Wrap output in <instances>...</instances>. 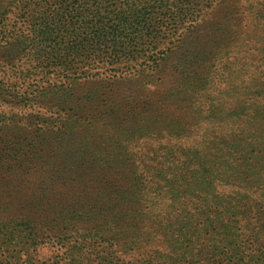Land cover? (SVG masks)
<instances>
[{"label": "trees", "instance_id": "16d2710c", "mask_svg": "<svg viewBox=\"0 0 264 264\" xmlns=\"http://www.w3.org/2000/svg\"><path fill=\"white\" fill-rule=\"evenodd\" d=\"M25 7L34 67L112 74L0 127V264H264V0Z\"/></svg>", "mask_w": 264, "mask_h": 264}, {"label": "rangeland", "instance_id": "374dc122", "mask_svg": "<svg viewBox=\"0 0 264 264\" xmlns=\"http://www.w3.org/2000/svg\"><path fill=\"white\" fill-rule=\"evenodd\" d=\"M24 1L0 0V127L5 131H9L7 125L13 123L26 125L33 115H47V108L50 106L56 109L54 103L62 91H84L94 81H101L94 79L108 78L106 76L112 74L105 69L95 77L80 78L78 84H73L72 79H66L62 77V73L57 72V67L50 66V72H46L42 66L34 67L37 61L24 50L27 41L21 34H13L4 39L1 37L5 34L4 31H15L21 24L19 18L22 17V11H26V7L23 8ZM9 3L11 6L6 8L9 10L4 12L3 7H7ZM20 27L27 32L28 29L23 24ZM9 117L15 118L16 122L9 123L5 120ZM9 136L3 135L4 140ZM51 252V248L41 249L36 256L40 260H34L33 264H45L43 261Z\"/></svg>", "mask_w": 264, "mask_h": 264}]
</instances>
